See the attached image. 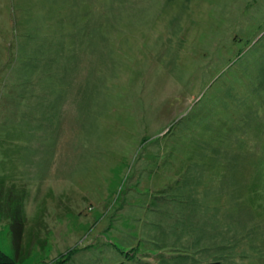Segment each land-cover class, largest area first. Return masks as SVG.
<instances>
[{
    "label": "rangeland",
    "instance_id": "rangeland-1",
    "mask_svg": "<svg viewBox=\"0 0 264 264\" xmlns=\"http://www.w3.org/2000/svg\"><path fill=\"white\" fill-rule=\"evenodd\" d=\"M0 250L264 264V0H0Z\"/></svg>",
    "mask_w": 264,
    "mask_h": 264
},
{
    "label": "trees",
    "instance_id": "trees-1",
    "mask_svg": "<svg viewBox=\"0 0 264 264\" xmlns=\"http://www.w3.org/2000/svg\"><path fill=\"white\" fill-rule=\"evenodd\" d=\"M74 251H70L67 254H65L64 256H61L59 258V260H57L55 262V264H66L67 260L69 259V257L71 256V254H73ZM17 258L21 259L19 257V254H17ZM0 264H15V261L8 257L6 254H4L1 250H0ZM205 264H220L219 262H209V263H205Z\"/></svg>",
    "mask_w": 264,
    "mask_h": 264
}]
</instances>
